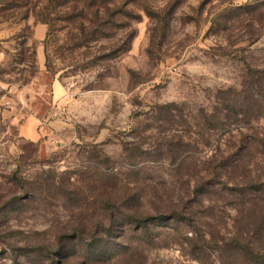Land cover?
Listing matches in <instances>:
<instances>
[{
	"label": "rangeland",
	"instance_id": "obj_1",
	"mask_svg": "<svg viewBox=\"0 0 264 264\" xmlns=\"http://www.w3.org/2000/svg\"><path fill=\"white\" fill-rule=\"evenodd\" d=\"M54 3L0 0V20L22 24L24 38L0 62V264H99L94 238L139 202L146 216H195L154 226V236L172 235L139 248L133 264H199L185 233L223 242L240 215L197 187L217 173L232 186L225 160L264 140V117L228 110L264 83V0ZM32 19L48 26L44 68L26 44ZM56 81L66 91L58 100ZM32 117L36 141L23 132ZM225 258L211 250L207 264Z\"/></svg>",
	"mask_w": 264,
	"mask_h": 264
},
{
	"label": "trees",
	"instance_id": "obj_2",
	"mask_svg": "<svg viewBox=\"0 0 264 264\" xmlns=\"http://www.w3.org/2000/svg\"><path fill=\"white\" fill-rule=\"evenodd\" d=\"M49 4L48 8H52L55 4L54 0H49ZM92 7H98V3L95 1ZM241 100H244L242 104L235 101L231 106H228V110L232 112L235 118L242 117L249 123L255 119L263 118V81H259V88L255 90V95L250 94ZM246 105L248 106L246 107ZM231 116L228 115V118H231ZM183 148L185 146H182V143L179 144L175 148L178 150L172 152L168 157L178 155V152L182 153ZM141 156L143 155L140 151L130 150L128 158L135 161ZM180 157H172V159L176 162ZM223 168L228 171H225V173H228L231 177L232 186L229 182H223L222 173H217L214 179L198 186L195 194L201 196V198L209 195L216 196L237 207L240 215V218L236 220L237 233L223 242H217L203 235L195 234L189 237L186 232L185 237L183 236L185 242L182 247L187 256L198 261L199 264L210 262L208 258H210L211 250H219L223 254H227V258L219 261V264L221 262L222 264H264V140L259 138L248 143L244 148L227 158ZM238 172L243 173L240 181L234 177ZM135 177L139 178L140 176L135 174ZM141 208L142 205L139 202L131 215L124 216V214H121L117 217L115 214L111 215L112 219L109 225L104 227L102 233L94 238L96 240L90 245V249L93 251V254H91V257H94L93 262H99V264H133L139 248L151 244L157 245L155 244L156 239L161 240L163 237L172 235L161 233L154 236L158 232L154 230V226L160 223H164V225L175 223L177 225L178 223H184V221L191 223V218L195 216L193 213L185 216L181 212L173 210L169 215L152 217L140 213ZM120 210L124 209L120 208ZM207 210L211 211L209 208ZM167 230L180 233V229L168 227ZM175 243L180 244L181 241L176 240ZM135 244L138 247L134 246ZM62 264L66 263L63 262ZM81 264H87V262Z\"/></svg>",
	"mask_w": 264,
	"mask_h": 264
},
{
	"label": "crops",
	"instance_id": "obj_3",
	"mask_svg": "<svg viewBox=\"0 0 264 264\" xmlns=\"http://www.w3.org/2000/svg\"><path fill=\"white\" fill-rule=\"evenodd\" d=\"M0 4V9H1ZM28 23V24H27ZM32 26L33 35L32 38L26 40V44H35L36 45V58L40 68H44L46 65V51L44 42L48 36V26L42 23H36L34 19L25 23V25ZM22 24L14 23L13 21H4L0 20V62H4L8 56L6 48L11 46L12 43H17L15 40L21 41L24 38L17 39V31L20 30ZM54 95L56 99H61L65 95L66 91L63 85L56 81L53 85ZM41 121L37 117H32L28 120L27 127L23 130L25 136L32 140L36 141L39 137V126Z\"/></svg>",
	"mask_w": 264,
	"mask_h": 264
}]
</instances>
